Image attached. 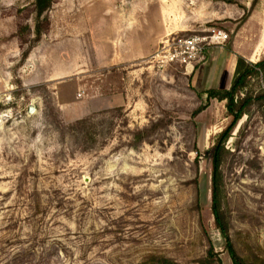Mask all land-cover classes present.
<instances>
[{
  "label": "rangeland",
  "instance_id": "rangeland-1",
  "mask_svg": "<svg viewBox=\"0 0 264 264\" xmlns=\"http://www.w3.org/2000/svg\"><path fill=\"white\" fill-rule=\"evenodd\" d=\"M33 1L0 0V264H202L211 247L210 264H233L212 210L213 158L233 116L196 80L212 49L238 37L254 51L264 0H134L135 12L125 0H55L23 58ZM210 27L231 39L191 73L170 62L172 38ZM263 89L254 76L245 91ZM247 110L223 143L220 195L237 251L259 264L264 114L259 101Z\"/></svg>",
  "mask_w": 264,
  "mask_h": 264
},
{
  "label": "trees",
  "instance_id": "trees-1",
  "mask_svg": "<svg viewBox=\"0 0 264 264\" xmlns=\"http://www.w3.org/2000/svg\"><path fill=\"white\" fill-rule=\"evenodd\" d=\"M55 0H34V12H35V39L34 43L23 53V58H27L35 47V44L42 41V37L45 34L46 30L43 27V22L47 20V14L52 8ZM254 76H262L264 78V58H261L257 62H251L245 57L239 55L237 58V64L235 68L234 77L232 80L231 87L229 89H209L205 91L207 98H217L220 101H226V107L228 113L233 116V121L229 128L221 134L222 141L217 145L213 158V174H212V210L215 217L216 225L221 230L223 236L226 239V248L232 258L233 264H253L252 260L248 257H243L237 251L233 240L230 236V230L228 222L225 218V212L223 211V206L221 203V160H222V151L223 143L228 137L231 129L235 126L237 121L246 113L247 108L251 106L256 101H259L261 108L263 109L264 114V89L261 90L260 94L254 96L249 94L247 87L249 86L251 80ZM239 93H244V96L239 97ZM206 106V105H205ZM205 106L198 108L193 115L200 113ZM88 119H79L78 124L86 122ZM76 123V124H77ZM214 256L213 247L209 250V255L202 261V264L212 263ZM148 260L151 264H175V262L165 256H149ZM211 261V262H210ZM219 264H222L220 258L217 259ZM259 264H264V258L258 260Z\"/></svg>",
  "mask_w": 264,
  "mask_h": 264
},
{
  "label": "crops",
  "instance_id": "crops-1",
  "mask_svg": "<svg viewBox=\"0 0 264 264\" xmlns=\"http://www.w3.org/2000/svg\"><path fill=\"white\" fill-rule=\"evenodd\" d=\"M126 6H130L132 5V11H136L137 7H138V3L134 0H132V2L130 4H127L126 2L124 3ZM124 5H122V7L119 5H116L114 7V9H111V11H114V13L119 12V14L121 16H128L129 19L132 18L133 14L131 12L127 13L129 8H124ZM112 16V14L110 15ZM125 33H127V30L125 31ZM264 35V28L263 30H261V35L260 38L258 39V43L257 45H255V49L253 52L249 53V54H244L242 52H240L238 45H239V40L238 37L235 40V43L237 46H235L233 48V46H231V49L228 48L229 46H227V49L225 48H214L211 50L210 52V59L209 62H207L206 64H202L207 68V72L206 74L201 75L196 81L199 84V86L201 88H198V90H202L203 92L209 90V89H229L231 87L232 84V80L234 77V73H235V68H236V64H237V58L239 55L245 57L247 60L251 61V62H256L253 59L258 57V55L260 54V50L261 47L264 45V38H262V36ZM239 36V35H238ZM133 46V45H131ZM226 54L228 56H226ZM140 57H142L140 55ZM213 58H217L218 61L222 62L220 65V68H218V64L216 67L211 66V60ZM210 65V67H209ZM200 67L197 66L195 68V71L191 74V83L194 86L195 83V74L198 71ZM227 72V76L225 78L224 83H222V85H216V86H212L210 87L209 84H212V81H215L218 73H222V72ZM203 86V87H202ZM195 87V86H194ZM196 88V87H195ZM197 89V88H196Z\"/></svg>",
  "mask_w": 264,
  "mask_h": 264
},
{
  "label": "built area",
  "instance_id": "built-area-1",
  "mask_svg": "<svg viewBox=\"0 0 264 264\" xmlns=\"http://www.w3.org/2000/svg\"><path fill=\"white\" fill-rule=\"evenodd\" d=\"M232 33L224 28L210 27L185 37H174L168 44L170 62L178 60L185 63L189 68L188 72L191 73L194 69V61L202 60L208 48L226 45Z\"/></svg>",
  "mask_w": 264,
  "mask_h": 264
},
{
  "label": "water",
  "instance_id": "water-1",
  "mask_svg": "<svg viewBox=\"0 0 264 264\" xmlns=\"http://www.w3.org/2000/svg\"><path fill=\"white\" fill-rule=\"evenodd\" d=\"M125 2L127 3V4H130L131 2H132V0H125ZM34 109H33V107H30V111H33Z\"/></svg>",
  "mask_w": 264,
  "mask_h": 264
},
{
  "label": "bare ground",
  "instance_id": "bare-ground-1",
  "mask_svg": "<svg viewBox=\"0 0 264 264\" xmlns=\"http://www.w3.org/2000/svg\"><path fill=\"white\" fill-rule=\"evenodd\" d=\"M262 38H264V35L262 36Z\"/></svg>",
  "mask_w": 264,
  "mask_h": 264
}]
</instances>
